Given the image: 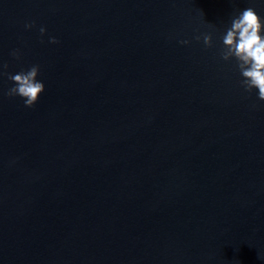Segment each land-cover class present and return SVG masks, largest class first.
Listing matches in <instances>:
<instances>
[{"label": "water", "instance_id": "water-1", "mask_svg": "<svg viewBox=\"0 0 264 264\" xmlns=\"http://www.w3.org/2000/svg\"><path fill=\"white\" fill-rule=\"evenodd\" d=\"M249 3L0 0L46 84L0 76V264H264V99L218 41Z\"/></svg>", "mask_w": 264, "mask_h": 264}, {"label": "clouds", "instance_id": "clouds-1", "mask_svg": "<svg viewBox=\"0 0 264 264\" xmlns=\"http://www.w3.org/2000/svg\"><path fill=\"white\" fill-rule=\"evenodd\" d=\"M34 23L28 21L25 27L30 28ZM39 31L44 33L45 26L41 25ZM201 36L206 46L213 43L212 32L197 34L195 39L200 40ZM48 39L56 41L57 37L49 36ZM218 41L219 55L224 60L234 58L235 67L242 77L240 84L249 92L255 89L257 97L264 99V15L260 14L257 6L249 3L243 8L236 7L219 32ZM180 43L187 44L189 41L183 39ZM11 55L19 57V49H12ZM7 68L8 61H0V76L7 75L14 82L7 89L6 95H19L25 105H34L46 87L45 81L38 78L40 65L34 63L27 68L21 66L16 72H8Z\"/></svg>", "mask_w": 264, "mask_h": 264}]
</instances>
